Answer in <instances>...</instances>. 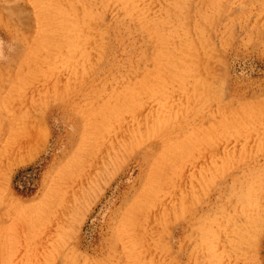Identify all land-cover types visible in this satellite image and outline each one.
<instances>
[{"label": "rangeland", "instance_id": "1", "mask_svg": "<svg viewBox=\"0 0 264 264\" xmlns=\"http://www.w3.org/2000/svg\"><path fill=\"white\" fill-rule=\"evenodd\" d=\"M135 2L0 0V264H264V0Z\"/></svg>", "mask_w": 264, "mask_h": 264}, {"label": "bare ground", "instance_id": "2", "mask_svg": "<svg viewBox=\"0 0 264 264\" xmlns=\"http://www.w3.org/2000/svg\"><path fill=\"white\" fill-rule=\"evenodd\" d=\"M186 1L187 0H175V2L178 3V9H175L176 14L182 15V16H184L186 14V6L184 4V3H186ZM125 4H126L127 9L133 10L136 2H135V0H125ZM138 11L145 13L146 8H141V9L138 8ZM95 14H96V12L93 10H86L82 15L81 20L76 24V26H80V28H81V30L79 32L77 31V34H78V36H80L82 42H83V40L88 39V35L85 32V29L90 28V27L92 28V26L95 25V23H94ZM101 15H102V13H101ZM188 15H189V13L187 14V17H189ZM101 17H103V16H101ZM99 23H101V22H99ZM99 23H98V25H99ZM181 26H182V24H181ZM190 29L191 28H189V30ZM88 34H89V32H88ZM90 35H92V34H90ZM96 36H97V34H96ZM93 38H95V37L93 36ZM100 39H101V36H100ZM204 47H205V44L202 43L200 45V42L198 39L197 40L191 39L190 41H188V43L184 47L183 54L181 56V60L183 63L178 68L177 75H179V77H180V82L179 81L178 82L181 83L182 87L185 85L184 79H186V78L190 79L191 85H192L193 89H195L194 91H197L200 96H204L205 98H207L208 94L210 93V84H209V80H207L208 78H206L205 75L203 76V74H204L203 72L206 71L207 66L204 63L205 57H201V55H202L201 50H203V52L205 54L207 50L209 53V48H208L207 44H206V48H204ZM211 63L212 62L209 61L210 65L209 64L208 65L211 66ZM208 70H212V67H210V69H208ZM210 72H212V71H210ZM206 73H207V71H206ZM210 77H212V76H209V78ZM212 80H213V78H212ZM194 96H195V94H194ZM215 98H217V97H215ZM209 100H210V98H209ZM237 232H239V231L237 230Z\"/></svg>", "mask_w": 264, "mask_h": 264}]
</instances>
